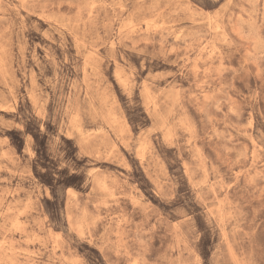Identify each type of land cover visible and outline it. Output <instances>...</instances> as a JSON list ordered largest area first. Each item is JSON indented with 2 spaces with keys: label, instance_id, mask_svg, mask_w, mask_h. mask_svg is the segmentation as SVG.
<instances>
[{
  "label": "rangeland",
  "instance_id": "1",
  "mask_svg": "<svg viewBox=\"0 0 264 264\" xmlns=\"http://www.w3.org/2000/svg\"><path fill=\"white\" fill-rule=\"evenodd\" d=\"M0 264H264V0H0Z\"/></svg>",
  "mask_w": 264,
  "mask_h": 264
}]
</instances>
